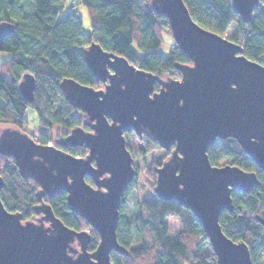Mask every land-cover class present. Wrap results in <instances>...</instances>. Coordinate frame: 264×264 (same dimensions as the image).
<instances>
[{"label": "water", "instance_id": "water-1", "mask_svg": "<svg viewBox=\"0 0 264 264\" xmlns=\"http://www.w3.org/2000/svg\"><path fill=\"white\" fill-rule=\"evenodd\" d=\"M151 5L166 17L176 46L191 61L178 67L179 78H160L91 42L84 60L105 87L97 90L73 79L60 84L69 103L87 116L84 125L90 130L74 128L59 143L84 147L86 156L40 144L10 125L1 131L0 153L15 157L20 174L40 190L34 220L8 211L0 198V264H114L113 252L129 254L117 238L121 201L137 175L128 133L147 134L170 152L158 170L155 193L195 215L217 264H253L248 245L226 236L219 218L233 212V192L249 193L259 180L237 165H212L208 149L218 139L233 138L264 171V69L241 45L201 27L183 0H151ZM232 5L247 23L260 0H232ZM14 30V24L0 21V38ZM231 83L238 84V92ZM35 88V77L24 74L19 90L28 102ZM157 95L155 103L147 100ZM4 185L0 176V192ZM63 192L99 234L94 251L88 250L90 233L66 226L43 200ZM256 218L264 227V219Z\"/></svg>", "mask_w": 264, "mask_h": 264}, {"label": "trees", "instance_id": "trees-1", "mask_svg": "<svg viewBox=\"0 0 264 264\" xmlns=\"http://www.w3.org/2000/svg\"><path fill=\"white\" fill-rule=\"evenodd\" d=\"M65 1L0 0V21L15 25L11 35L0 38V51L12 55L10 60L0 65V125H10L28 133L25 114L30 108L36 114L38 127L28 134L36 142L53 144L74 156L84 157L88 153L84 147H64L59 143L74 128L90 130L84 125L87 116L69 103L60 84L64 79H73L97 90L105 87L103 82L96 81L84 60V49L91 42L160 78H179L178 67L191 61L176 44H173L168 57L159 52L164 32L171 33V30L166 17L153 9L151 0H80L79 4L87 9L91 22L89 37L84 35L82 22L75 11L64 12ZM183 1L201 27L219 35L234 28L237 34L231 41L243 47L248 59L264 63V10L257 9L252 20L246 23L234 11L232 0ZM259 8H264V0H260ZM26 73L36 79L32 102H28L19 90V82ZM159 88L156 84L155 90ZM55 126L65 129L60 137L52 134ZM138 139L142 143L137 151L141 157L161 149L147 134ZM169 155L167 152L148 169L155 186L158 170ZM208 156L212 165L218 166L226 160L245 171L256 173L259 184L249 193L233 192L234 210L222 212L219 223L226 236L248 245L253 264H262L264 227L256 217L264 219V171L233 138L218 139L208 149ZM135 169L137 175L121 201L117 227L118 242L129 254L113 252V263L217 264L202 224L177 200L164 201L158 197L146 200L137 204L129 216L124 215L128 191L139 174ZM0 176L5 184L0 198L6 209L21 213L24 221L34 220L40 185L20 174L15 157L1 153ZM86 181L94 185L91 178L86 177ZM43 200L66 226L88 231L91 235L88 250L96 249L99 234L79 209L69 205L66 192L54 198L46 196ZM172 216L180 218L182 231L176 238L169 239L165 221Z\"/></svg>", "mask_w": 264, "mask_h": 264}, {"label": "rangeland", "instance_id": "rangeland-1", "mask_svg": "<svg viewBox=\"0 0 264 264\" xmlns=\"http://www.w3.org/2000/svg\"><path fill=\"white\" fill-rule=\"evenodd\" d=\"M79 1L80 0H66L64 3V12H70L72 10L75 11L77 17L82 22L84 35L86 37H89L91 34V22L87 9L83 5L79 4ZM258 10H264V8H258ZM236 34L237 31L234 28H230L223 36L227 39L232 40ZM163 40L164 42L160 47L159 52L163 56L168 57L169 52L175 42L172 34L169 32H164ZM11 57V53L0 51V65L10 60ZM25 117L28 121L26 129L28 133H31L38 127L36 114L32 109L29 108L26 111ZM6 127V125H0V133ZM64 131V128L60 126H55L52 131V134L54 137H60ZM126 138L127 145L131 150L132 156L134 158V166L139 171L136 181L132 185L131 189H129L127 194L126 212L124 215L129 216L135 209L137 204L146 200L157 198V195L155 193V180L154 177L149 173L148 169L151 167V164L154 161H157L160 158H164L166 156L167 151H165L164 149H160L146 155L145 157H141L138 155L137 151L142 146V143L138 139L137 135L135 133H128ZM225 164L231 163L226 162V160H222L218 166H223ZM165 225L167 227V237L169 239L176 238L182 231V224L180 218L176 216H172L166 219ZM261 263L264 264V256H261Z\"/></svg>", "mask_w": 264, "mask_h": 264}, {"label": "snow or ice", "instance_id": "snow-or-ice-1", "mask_svg": "<svg viewBox=\"0 0 264 264\" xmlns=\"http://www.w3.org/2000/svg\"><path fill=\"white\" fill-rule=\"evenodd\" d=\"M253 63H255V62H253ZM260 68L264 69V63L260 64ZM231 87H232V89H233V91H232L233 93L239 91V86H238L237 83H231ZM157 97H160V96L157 95V96L155 97V99H153V100H149V99H147V100H148L149 102H151V103H155ZM179 103H180L181 106H183L184 101L180 100ZM173 151H175V149H174ZM185 158H186V157H185V155H184L183 157L180 158V161H184ZM178 175H179V173H178ZM23 230H27V227L23 228ZM240 243H243V241H240Z\"/></svg>", "mask_w": 264, "mask_h": 264}, {"label": "flooded vegetation", "instance_id": "flooded-vegetation-1", "mask_svg": "<svg viewBox=\"0 0 264 264\" xmlns=\"http://www.w3.org/2000/svg\"><path fill=\"white\" fill-rule=\"evenodd\" d=\"M80 148H83V147H80ZM168 157H169V156H168ZM36 217H37V215L35 216V218H36ZM35 218H34V219H35Z\"/></svg>", "mask_w": 264, "mask_h": 264}]
</instances>
